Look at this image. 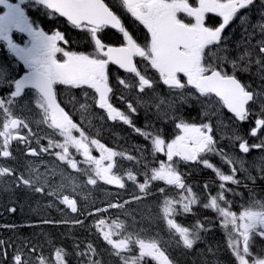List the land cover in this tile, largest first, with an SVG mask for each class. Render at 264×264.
<instances>
[{"label": "flooded vegetation", "instance_id": "obj_1", "mask_svg": "<svg viewBox=\"0 0 264 264\" xmlns=\"http://www.w3.org/2000/svg\"><path fill=\"white\" fill-rule=\"evenodd\" d=\"M9 2L16 3L17 0H9ZM105 2L111 3V0H105ZM190 2L195 3V0H190ZM24 7L35 27L43 28L49 35L54 31L64 33L68 43L64 44L60 41L58 45L65 50L83 51L85 53L94 52V42L91 41L90 35L82 29L76 28L64 17L59 16V14L50 17L48 15L49 10L35 3V0H28ZM4 11V6L0 5V13ZM114 11L121 15L122 22L133 33L134 38L137 33L141 35L146 33L147 30L143 25H138V22H135L134 18L127 14L122 7L114 9ZM179 16L183 18L184 14L180 13ZM213 17L218 22H222V18L218 14L209 13L205 17L206 24ZM242 17H246V19L242 20ZM216 26H218V23ZM100 35L105 43L119 46L116 30L109 27L102 30ZM222 36L227 38L226 55L237 61V78L242 83L249 84L250 90L255 92L264 91V88L261 87L264 86V71L255 63L256 60L260 59V56L251 55V53L259 52L258 41L264 37V4L261 3V0H254L253 5L249 8L240 10L226 26ZM13 39L23 46L28 37L26 34L14 32ZM214 54L223 55L220 51ZM250 55L252 62L248 66V71H243L245 62ZM57 59L63 60L65 57L62 53H58ZM140 60L139 57L134 58L138 70L147 77L157 80L158 73L150 67L146 68ZM109 69L110 72L118 73L120 78L125 79L127 84L132 85L130 88H124L118 85L115 76L110 74V86L116 85L111 101L114 107L127 112L128 102H132L136 107L135 93L142 99L149 97V89H145L143 93L138 91V78L135 77V74L126 73L113 64L109 65ZM25 71L27 69L23 62L8 49L5 41L0 40V73L7 74L5 79L0 80V101H3L0 104V132L5 131V123L13 119L19 120L21 125L13 132V135L27 137L31 147L37 149V154L32 155L23 141L13 139L8 146L12 155L8 158L0 156V167L15 169L14 176L12 174H0V241L6 242L0 244V264H11L16 254L21 255L24 264H50L51 261H57V249H60L68 264H89L90 260H95L97 264H103L99 257L90 254L93 251H100L99 247L103 244V234L97 225L101 220L104 221V212L97 215V208L105 209L103 204L108 205V207L109 204L119 205V207H112L107 210V213L110 214L107 217L108 222H113L104 230L116 231L113 234L116 240L129 237L135 241L136 233L132 225L136 226V216L129 214V212H135V207L130 208L129 203L135 192L140 191H137L131 181L127 180V175L132 173L138 178L137 181L143 182L146 177L142 175L147 174V177L150 178L153 168H158L161 162L168 163L167 157L164 153L153 155L151 140L142 134L136 133L132 127L123 124L119 120H109L106 110L99 109L92 98L94 90L89 89L90 95L85 96L81 89L57 84L54 86L57 91V102L65 108V111L72 116L73 122L78 124L79 129L85 133L86 140H99L105 148L114 145L113 151L118 154L111 161L104 162L114 164L113 168L117 169V175L124 178L125 188L120 190L118 185H105V182L99 179L95 185L89 184L88 180L94 178V165L90 166L82 153L77 152L75 147L69 146V149L73 150L70 156L77 162V168L75 169L71 168L66 162L59 160L55 155L56 152L61 151L59 148L49 149L48 152L41 151L42 147H47L50 140L63 143L64 138L58 130L51 127L50 122L46 123L44 121L43 112L38 103L40 95L36 89L28 87L20 96L13 97L11 95L15 90L13 81L19 79ZM225 71L231 74V63L225 65ZM180 75L182 76V74ZM159 86L162 88L167 87L163 85L162 81L159 82ZM163 94L164 98L168 95L167 92ZM120 95H124V101L118 99ZM179 95L187 97L188 102L184 103L180 99L175 102V117L187 113L191 114L192 123H211L214 139L217 140L216 147L222 149L227 157L225 159L219 154L202 153L197 161H188L189 163L187 162L185 168L183 164H180L181 159L177 160L174 157V161H177L174 167L181 174L183 181L191 180L190 188H192L193 194H199L201 191L200 182L206 181L203 188L208 186L209 193L217 196L221 191L219 186L222 181H220L215 169L218 168L223 174L232 175V169L235 168V179L240 183L237 185L232 182H223L225 189H230V191L224 192V197L231 198L234 196L235 201L233 204L239 202L240 212L249 207L253 210H260V206L256 202L264 203V171L261 170L264 168V162H262L264 149L251 147V145L259 144L264 140V131L258 130L255 137L251 135V127L255 126V120L264 119V116L261 115L260 105L252 103L249 119L241 122L223 106L217 105L212 109H208L206 107L208 101L204 98L199 101L192 99L188 96L187 89L180 90ZM213 99L216 100L214 96ZM143 104L144 102L138 106L139 111L137 110V114L139 116H136L135 113L132 114L134 124L136 119L138 124L141 125L138 127L141 128L142 133L155 136L158 134V130H162L163 137L167 136V127L163 129L165 122L155 120L152 124L150 114H147L150 117L149 120L145 116L146 113L141 110ZM217 108L219 109L218 112ZM204 112H208V115L201 117ZM212 112H217V114L212 115ZM218 121L221 122L218 123ZM179 122V119H176L175 124ZM24 125H27V127H24ZM73 135L79 139V130H74ZM236 136H240L242 139L236 140ZM134 140L137 144H140L141 151L145 152V161L140 162L139 165L136 162L134 163V160L131 161L128 155ZM245 140L250 145V151L247 154L239 149V143ZM3 145L4 138L0 136V149L3 148ZM89 147L90 155L95 159H99L101 156L99 148L91 144ZM201 158H207L209 163L214 165V168H206L200 163ZM227 160H231L232 163H228ZM136 165L141 168L140 172L143 174L136 175L137 172L133 168ZM22 173L26 178L31 176L36 188H41L42 191H34L17 183V178ZM35 177H39V183H36ZM152 181L149 179V183H152ZM188 189L185 185L181 192L186 193ZM162 192L166 193V190ZM64 196L73 198L76 201L78 212H72L63 203ZM12 209H15V211H12ZM163 209L160 207L156 210L161 214L159 220L166 222L167 217H165ZM189 209L187 212L184 211L183 207L177 209L181 227L188 226L194 219L195 208L189 206ZM140 210L147 211L146 215H148L140 216V219H152V209L140 208ZM156 210L154 209V211ZM77 220L82 221V223H75ZM138 228L143 229L141 226ZM47 230L51 234L44 235L43 232ZM64 230L67 231V236L60 235ZM137 235L141 236L140 234ZM255 241L257 257L264 255V239L257 235ZM80 242H84L87 251H82ZM178 242L182 244V240L176 238L174 234L166 239V243L177 244ZM89 244L93 248L89 247ZM135 245H131V249ZM80 253L86 254L81 256ZM190 256L192 260L195 259V262L191 264H197L196 255L192 254ZM129 264H133V261L130 260ZM150 264L153 263L150 262Z\"/></svg>", "mask_w": 264, "mask_h": 264}, {"label": "snow or ice", "instance_id": "obj_2", "mask_svg": "<svg viewBox=\"0 0 264 264\" xmlns=\"http://www.w3.org/2000/svg\"><path fill=\"white\" fill-rule=\"evenodd\" d=\"M26 3L28 0H17L16 3L0 0V5L5 8V11L0 13V40L6 42L8 49L23 62L27 69L19 79L13 81L15 90L11 95L13 97L20 96L28 87L38 91L40 95L38 103L43 112L44 121L50 122L51 127L58 130L64 138L63 143L50 140L47 147H42L41 151L48 152L49 149L59 148L61 151L56 152L55 155L59 160L65 161L75 169L77 162L71 158L69 146L75 147L77 152L82 153L90 166L94 165V178L88 180L91 185H95L99 179L108 185L114 184L118 185L120 189L125 188L123 177L110 174L113 165L111 163L106 166L103 164L104 161H111L118 154L111 148H105L99 140H86L85 133L79 129L78 124L73 122L72 116L65 111V108L57 102V91L54 88L57 84L81 89L85 96L90 95L89 89L94 90L92 98L99 109L106 110L109 120H119L132 127L136 133L150 139L153 155L157 153L166 155L168 163L161 162L158 168H153L150 178L145 174L146 178L142 183H138L135 175L128 173L127 180L131 181L133 187L145 194L148 191L149 179L163 180L167 184L177 185L181 189L185 187L181 175L174 167V164L177 163L174 161V157H179L183 161H197L202 153L219 154L225 159L227 157L222 149L216 147L217 140L214 139L211 123H189L183 116L173 117L172 119L180 121L175 124V128L180 130V134L175 135V138L167 143L163 138L162 130H158V134L155 136L142 133L141 128L136 127L132 118V114L137 112V107L132 102H128V111L125 112L114 107L111 102L116 85L110 86V74L115 76L118 85L124 88H130L132 85L127 84L125 79H121L118 73L110 72V64L117 65L126 73L135 74L141 93L145 89L155 91V87L162 81L170 91L187 89L188 96L192 99L199 101L204 98L208 101L206 105L208 109L217 105L226 107L241 122L249 119L252 103L260 105L261 115L264 116V91L250 90L249 84L242 83L237 78V61L226 55L227 38L222 36L229 22L240 10L253 5L254 0H195V3L190 0H111V3H106L105 0H35V3L49 10L50 17L54 14L66 17L68 22L90 35L91 41L94 42V52L92 53L67 51L59 46L58 42L60 41L64 44L68 43L64 33L54 31L49 35L43 28L35 27L24 7ZM261 3L264 4V0H261ZM121 7L134 18L135 22H138V25H143L147 30L145 34L137 33L134 38L133 33L122 22L121 15L114 11ZM180 13L184 14L183 18L179 16ZM209 13L218 14L222 18V22H218L213 17L206 24L205 17ZM244 19L246 17H242V20ZM217 23L218 26H216ZM109 27L116 30L119 46L105 43L100 35L102 30ZM14 32L27 35L28 39L23 46L13 39ZM258 44L259 52L251 53V55L260 56V59L255 63L264 71V37L258 41ZM217 51L223 55H215L214 53ZM58 53H62L65 59H57ZM251 55L246 60L243 71H248V66L252 62ZM135 57L141 58L140 62L144 63L146 68L154 69L158 73V79L153 80L142 74L138 70L137 64L134 63ZM241 58L243 59V57ZM227 63L232 65L231 74L225 71ZM6 75V73H0V80L5 79ZM189 86L191 87L189 88ZM261 87L264 88V86ZM213 94L218 99L214 100ZM118 99L124 101L125 97L120 95ZM179 99L184 103L188 102L184 95H181ZM136 102L143 103L144 101L138 98ZM2 103L3 101H0V104ZM168 107L175 111L174 102L169 103ZM217 112H212V115H216ZM207 115L208 112H204V116ZM220 122L218 121V123ZM20 125L21 121L16 119L4 124L5 131L0 132V136L4 138L0 156L8 158L12 155L8 146L13 139L23 141L32 155L37 154V149L31 147L27 137L13 135ZM74 130H79V139L73 135ZM258 130L264 131V119L255 120V126L251 127V135L255 137ZM221 138L223 139V137ZM235 139L241 140L242 138L236 136ZM90 144L99 148L101 152L99 159L90 155ZM251 147L264 149V140L259 144L251 145ZM239 149L247 154L250 151V145L246 140L242 141L239 143ZM129 159L132 158L129 157ZM227 162L232 163L231 160H227ZM262 162H264V158H262ZM200 163L206 168H214L207 158H201ZM261 170L264 171V168ZM215 171L222 181L219 186L221 191L217 196H212L209 204H206L205 207L216 209L223 217V226L227 228L231 225L232 229L238 233L234 241H229V246L239 264H264V255L251 261L246 258L250 256V248L256 236L264 239V203L257 201L260 210H253L251 207L245 208L239 213V217L235 212L221 207L218 201L224 200L225 191H230V189H225L223 182H232L238 185L240 181L235 179V168L232 169V175L223 174L218 168ZM0 174L14 176L15 169L0 167ZM35 179L36 183L40 182L39 177H35ZM17 183L34 191H42L41 188H36L31 176L26 178L23 173L17 178ZM188 191L191 189L189 188ZM133 199H139V197L134 196ZM194 199L183 204L184 211L190 210L189 205L194 202ZM63 203L72 212H78L75 200L64 196ZM112 207H119V205L109 204V208ZM106 211L107 209L97 208V215ZM174 211L171 202L166 203L163 209L165 217H170ZM75 223L79 224L82 221L77 220ZM167 223L170 228L179 233L180 240L187 249H192L196 240L200 239L198 235H193L187 227H181L171 218L167 219ZM103 224L104 221L101 220L97 227L101 229L103 239L112 246L117 256H120L124 250H130L131 245L137 244L140 255L133 261V264H140V260L144 257H151L157 264H173L169 257L159 249L156 242L139 238L133 241L129 237L114 240L112 239L113 232L104 230ZM241 240L243 242L242 249ZM4 243L6 242L0 241V244ZM85 254L80 253L81 256ZM56 258L58 264H64V257L60 250H57ZM11 264H24L21 255H14ZM89 264H97V262L90 260Z\"/></svg>", "mask_w": 264, "mask_h": 264}, {"label": "rangeland", "instance_id": "obj_3", "mask_svg": "<svg viewBox=\"0 0 264 264\" xmlns=\"http://www.w3.org/2000/svg\"><path fill=\"white\" fill-rule=\"evenodd\" d=\"M154 98V97H153ZM149 100H151V94H150V96H149ZM156 104H162V102L161 101H159V102H155ZM158 114L159 115H162V113L161 112H159L158 111ZM160 117V116H159ZM158 118V117H157ZM173 201H176L175 199H172ZM147 204H149L148 202H146ZM137 207H142V208H151V205L149 204V205H140V206H137ZM132 216H138L140 213H137V212H131L130 213ZM143 217V216H142ZM132 227H133V229L135 230V233H136V235L137 234H140L141 235V239H144L145 237H147V240H149L150 239V237H151V232H149L148 230H140L137 226H135V225H132ZM98 247V246H97ZM96 247V248H97ZM112 247V246H111ZM113 249V248H112ZM99 250H102V248L101 247H99ZM113 251H114V249H113ZM212 251H213V253H210L209 251H207V250H205V251H202L201 250V252H203V255H202V257H201V259L202 260H204V259H206V260H210L213 264L216 262V261H219L220 262V264H222L223 263V261L225 262V258H224V249H221L220 247H217L216 248V245H215V247L212 249ZM115 252V251H114ZM114 252H113V254H114ZM107 253H109L108 252V247H104V256H106V254ZM208 254H213V256L212 255H210V256H207Z\"/></svg>", "mask_w": 264, "mask_h": 264}, {"label": "trees", "instance_id": "obj_4", "mask_svg": "<svg viewBox=\"0 0 264 264\" xmlns=\"http://www.w3.org/2000/svg\"><path fill=\"white\" fill-rule=\"evenodd\" d=\"M192 205H193V206L200 207L199 204H198V203H195V202H194ZM196 214H197L198 217H200V216H202V211L199 210V209L197 208V210H196ZM47 232H48V233H47ZM66 232H67V231L64 230V232H61L60 235H61V236H67L68 233L66 234ZM46 233H47V234H46ZM49 233H50L49 231H45L43 234L48 235ZM35 234H36V233H35ZM46 237H47V236H46ZM53 238H54V237H53ZM88 240H89V238L87 239V241H88ZM80 244H81V249H82V251H84V252L87 251V248L84 246V242H80ZM216 244H217L216 241H213L212 243H210V247H211L210 249L214 248ZM217 245H218V244H217ZM217 245H216V246H217ZM89 246H91V247L93 248L92 245L89 244ZM216 248H217V247H216ZM212 256H213V254H212ZM209 261H210V260H209ZM210 262H211V261H210ZM216 262H217V261H216ZM218 262H219V261H218Z\"/></svg>", "mask_w": 264, "mask_h": 264}, {"label": "bare ground", "instance_id": "obj_5", "mask_svg": "<svg viewBox=\"0 0 264 264\" xmlns=\"http://www.w3.org/2000/svg\"><path fill=\"white\" fill-rule=\"evenodd\" d=\"M50 228H51V227H50ZM52 228H53V227H52ZM49 230H50V229H49ZM58 230H59V229H58ZM47 231H48V230H47ZM43 233H44V232H43ZM47 233H48V232H47ZM47 233H46V234H47ZM49 234H51V232H50ZM44 235H45V234H44ZM42 236H43V235H42ZM49 236H50V235H49ZM44 238H45V237H44Z\"/></svg>", "mask_w": 264, "mask_h": 264}]
</instances>
